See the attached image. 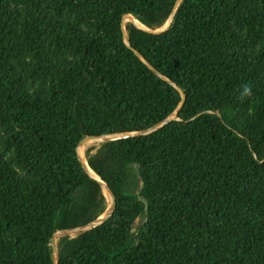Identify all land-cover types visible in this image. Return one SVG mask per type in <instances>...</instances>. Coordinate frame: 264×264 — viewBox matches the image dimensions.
<instances>
[{
  "label": "trees",
  "instance_id": "16d2710c",
  "mask_svg": "<svg viewBox=\"0 0 264 264\" xmlns=\"http://www.w3.org/2000/svg\"><path fill=\"white\" fill-rule=\"evenodd\" d=\"M176 1L0 0V264H52L53 233L106 209L81 139L177 107L120 26L161 29ZM124 28L185 102L86 150L115 209L59 237L57 264H264V0H180L164 32Z\"/></svg>",
  "mask_w": 264,
  "mask_h": 264
},
{
  "label": "water",
  "instance_id": "95a60500",
  "mask_svg": "<svg viewBox=\"0 0 264 264\" xmlns=\"http://www.w3.org/2000/svg\"><path fill=\"white\" fill-rule=\"evenodd\" d=\"M180 2V0H177L176 3L174 4L170 15L167 19V21L165 22V24L163 25V27L159 30H149L146 28H143L141 25H136L134 23V18L132 16L129 15H125L122 17L121 19V31H122V39L124 44L126 45V47L128 49H130L133 54L139 58L147 67L148 69L155 74L158 78H160L161 80L167 82L169 85H171L172 87H174L180 94V102L177 105V107L161 122L151 126L148 129L145 130H141L138 132H130V133H117V134H109V135H101V136H87L84 137L83 139H81L76 147V155H77V159L78 162L81 166V168L83 169V171L93 180H95L101 187V189L103 190L105 197L107 199V207L104 210V212L98 216L97 218H95L94 220L90 221L89 223H87L84 226H79L76 228H70V229H64V230H57L53 233L51 240H50V247H51V255H52V264H57L58 262V248H57V244H56V237H62V236H69L71 234H75V235H79L82 233H85L89 230H92L94 228H96L97 226L101 225L102 223H104L114 212L115 209V205H116V201H115V197L112 193V191L108 188V186L103 183L94 173L93 171L89 168L87 161H86V157L85 154H82V150L84 148V145L86 144L87 141L89 140H96L97 142L100 143H107V142H113V141H117V140H121V139H126V138H132V137H137V136H143L146 134H149L153 131H156L157 129L161 128L163 125L169 123L170 121H174L177 120L178 117V113L180 111V109L182 108L184 102H185V95L184 93L170 80L166 79L165 77H163L154 67H152L148 62H146L141 56L140 54L135 51L134 49L131 48V46L129 45V41L125 32V28H124V24H125V20L127 19L128 22L133 23L137 28L144 30L147 33H152V34H157L160 32H164L165 30L168 29V26L170 24V22L172 21V18L174 16L175 10L177 8L178 3ZM136 173H137V180L139 183V186L136 190V195L138 200H140L142 203H144V205H146V200L141 197L139 194L143 188V183L141 182V178L138 175V170H139V166L138 164H134L133 165ZM136 222V221H135ZM135 225V223H134ZM134 225L132 226V228H134Z\"/></svg>",
  "mask_w": 264,
  "mask_h": 264
},
{
  "label": "bare ground",
  "instance_id": "6f19581e",
  "mask_svg": "<svg viewBox=\"0 0 264 264\" xmlns=\"http://www.w3.org/2000/svg\"><path fill=\"white\" fill-rule=\"evenodd\" d=\"M127 20V19H126ZM134 23L137 25H140L136 20H134ZM96 140H89L86 142V144L84 145V148L82 150V154L84 155V152L86 151V148L90 147L92 145L93 142H95ZM57 238V237H56Z\"/></svg>",
  "mask_w": 264,
  "mask_h": 264
},
{
  "label": "clouds",
  "instance_id": "9594fccd",
  "mask_svg": "<svg viewBox=\"0 0 264 264\" xmlns=\"http://www.w3.org/2000/svg\"><path fill=\"white\" fill-rule=\"evenodd\" d=\"M250 94H251V89L248 86L245 85L242 88V91H241L240 95L243 97V96H248Z\"/></svg>",
  "mask_w": 264,
  "mask_h": 264
},
{
  "label": "rangeland",
  "instance_id": "374dc122",
  "mask_svg": "<svg viewBox=\"0 0 264 264\" xmlns=\"http://www.w3.org/2000/svg\"><path fill=\"white\" fill-rule=\"evenodd\" d=\"M125 21L127 22V20H125ZM159 30H160V29H159ZM98 145H99V142L95 141V142L92 143V145H91L90 147H97ZM88 148H89V147H88ZM88 148H86V150H87ZM84 154L86 155V151L84 152ZM69 236L73 237V236H75V234H71V235H69ZM58 238H59V237H57L56 242H57Z\"/></svg>",
  "mask_w": 264,
  "mask_h": 264
}]
</instances>
